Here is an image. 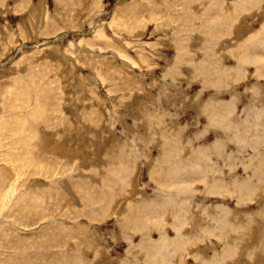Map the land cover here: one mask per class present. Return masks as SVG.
Here are the masks:
<instances>
[{
  "label": "rangeland",
  "instance_id": "1",
  "mask_svg": "<svg viewBox=\"0 0 264 264\" xmlns=\"http://www.w3.org/2000/svg\"><path fill=\"white\" fill-rule=\"evenodd\" d=\"M0 264H264V0H0Z\"/></svg>",
  "mask_w": 264,
  "mask_h": 264
}]
</instances>
